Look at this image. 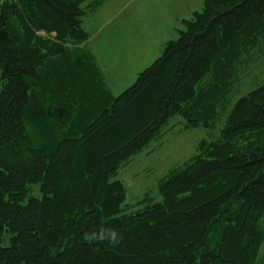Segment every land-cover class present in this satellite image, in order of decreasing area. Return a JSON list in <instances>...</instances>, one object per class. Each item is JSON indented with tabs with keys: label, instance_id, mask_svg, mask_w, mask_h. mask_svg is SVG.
<instances>
[{
	"label": "trees",
	"instance_id": "16d2710c",
	"mask_svg": "<svg viewBox=\"0 0 264 264\" xmlns=\"http://www.w3.org/2000/svg\"><path fill=\"white\" fill-rule=\"evenodd\" d=\"M101 4L0 0V264H264V82L230 104L264 0H204L118 97L83 28ZM175 117L225 123L127 205L120 170Z\"/></svg>",
	"mask_w": 264,
	"mask_h": 264
},
{
	"label": "rangeland",
	"instance_id": "374dc122",
	"mask_svg": "<svg viewBox=\"0 0 264 264\" xmlns=\"http://www.w3.org/2000/svg\"><path fill=\"white\" fill-rule=\"evenodd\" d=\"M98 1L100 8L83 20L90 35L87 49L95 56L113 96L118 97L161 57L166 43L178 38L180 19L189 15H185V7L179 8L185 0ZM236 77L230 104L264 82V41ZM224 123L225 119L207 129H188L180 117L170 119L163 136L120 170L117 179L127 190V205L134 206L146 196L159 199L160 182L189 163L201 142L217 141Z\"/></svg>",
	"mask_w": 264,
	"mask_h": 264
},
{
	"label": "crops",
	"instance_id": "0c3cea01",
	"mask_svg": "<svg viewBox=\"0 0 264 264\" xmlns=\"http://www.w3.org/2000/svg\"><path fill=\"white\" fill-rule=\"evenodd\" d=\"M203 1L204 0H187V1L185 0V2H182L183 5H179V8L185 7V15L192 16L194 12L198 11L202 7ZM189 13H192V14H189ZM188 17H186L185 19H180L181 22L183 20L189 19Z\"/></svg>",
	"mask_w": 264,
	"mask_h": 264
},
{
	"label": "clouds",
	"instance_id": "9594fccd",
	"mask_svg": "<svg viewBox=\"0 0 264 264\" xmlns=\"http://www.w3.org/2000/svg\"><path fill=\"white\" fill-rule=\"evenodd\" d=\"M94 239L105 240L108 239L111 243H118V234L114 230H109L107 233L101 232L98 235L93 236Z\"/></svg>",
	"mask_w": 264,
	"mask_h": 264
}]
</instances>
